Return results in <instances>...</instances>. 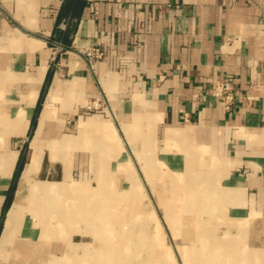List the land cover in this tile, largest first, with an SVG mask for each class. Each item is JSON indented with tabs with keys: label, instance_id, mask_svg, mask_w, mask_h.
Here are the masks:
<instances>
[{
	"label": "crops",
	"instance_id": "obj_1",
	"mask_svg": "<svg viewBox=\"0 0 264 264\" xmlns=\"http://www.w3.org/2000/svg\"><path fill=\"white\" fill-rule=\"evenodd\" d=\"M64 2L0 0V245L5 247L0 264H49L50 255L65 260L70 252L80 253L76 241L65 247L44 243L63 228L48 232L43 220L42 240L33 241L36 229L28 220L74 216L80 211L72 205L77 198L88 206L112 197L110 189L95 194L93 188L109 187L114 169L140 189L130 156L143 169V182L155 188L162 174L156 163L160 153L185 160L184 171L170 175L174 194L160 203L172 228L180 216L188 219L181 232L201 241L195 252H207L197 255V264H260L261 252L220 237L211 218L224 212L225 203L217 201L211 178L202 189L197 179L203 175L192 162L194 146L197 153H209L227 201L240 203L243 196V209L259 211L249 212L254 218L249 233L264 232L257 227L258 218L264 219V0H87L70 27L68 16L59 15ZM95 49L103 55L90 54ZM228 78L233 99L226 104L211 87ZM35 138L37 162L23 181ZM26 144V162L12 191ZM88 155L95 159L85 160ZM118 156L119 165L110 166ZM88 171H94L95 187ZM76 172L84 180H76ZM187 177L196 182L186 183ZM17 198L20 207L11 214ZM252 199L259 210L251 209ZM178 200H185L188 211L176 209ZM234 210L243 216L240 206ZM246 225L227 223L226 230L244 235ZM27 251L40 252V262ZM181 252L190 264L193 252Z\"/></svg>",
	"mask_w": 264,
	"mask_h": 264
},
{
	"label": "rangeland",
	"instance_id": "obj_2",
	"mask_svg": "<svg viewBox=\"0 0 264 264\" xmlns=\"http://www.w3.org/2000/svg\"><path fill=\"white\" fill-rule=\"evenodd\" d=\"M90 109L94 111L100 110L101 108L92 107ZM194 150H196V153H194L195 160L192 162V165L196 167V172L198 174H201V176L203 175L202 178L200 177L197 179H201L200 181L202 182V189L207 190L203 184L210 183L209 180L211 178V181L215 182L216 186L218 187H216L217 190L215 191L218 196L217 201H223L225 203H223L224 212L221 210L219 212L222 213H216L217 216L211 218L213 221H215L214 224L217 225V229L220 228V237L224 238L227 243L231 242V238L234 237L236 242L238 240L240 241L241 247L244 249H250L254 252H261L262 259L260 264H264V232L258 233L256 236H254L252 233H249V227L254 225V218L252 219L248 215H250L251 212H253L251 214L252 216H254L255 213L258 215L259 211H255L253 208L255 207L256 210H259L260 204H258L256 207V201L252 199L250 206L253 211H250V207L248 206L243 209V196L241 197L240 203L227 201V194H224V189L218 184L217 172L216 170L214 171L213 168L215 165V160L212 159V156L209 153H197V148L195 146ZM85 152L89 151H83L82 153ZM27 153L28 150L26 152V156ZM159 155L161 156V159H159L160 161L156 160L157 162H155L160 164L162 167V174L157 176L155 188L149 185L148 182H145L146 184L143 182L142 177H145L144 171L143 169H140V166L134 164V156H130V161L133 162L134 175L139 178V181L142 185L140 189H137V187L131 188L130 178H127L125 172L120 174L119 170L115 171L114 169L111 172L114 177L112 176L111 178L112 183H110V186H98L93 188L96 193L92 191L95 194H101L103 191L101 189H110L112 197H103L104 200H97L88 206H86V204L84 206L82 203H79L78 198L72 203L76 209L80 210L79 212L84 215H89V217L93 216V218H79L78 215H76L74 218L73 213H71L69 216L68 214H66V216L63 215L64 217H61V219L54 217H49L48 219H41L37 217L30 218L28 220V226H31L30 224H32V226H34L36 229V234L33 241L38 240L37 242H41L42 240L39 239L42 232L40 222L43 220L44 224L42 225H44V228L46 227V231L48 232L63 228L61 229L63 233L60 231L59 233L61 234L58 236H50L49 238L48 236H45L43 241L44 243L47 241L49 243L48 246H50V242H55L56 246L64 245V247L66 244H71L73 241L80 243V246L75 247L78 248L80 253L70 252L69 256H66L65 260L61 258L57 259L56 257L50 255L48 259L49 264H93L95 262H99L101 264H185L181 248L190 249L193 253L189 252V255H191L192 258V260L190 259L189 262L190 264H197L199 262L196 258L197 255L206 254L207 252H195L193 247H195V249H200V247H202L201 241H194L192 239L186 238L185 235L188 234L181 232L182 230H185L186 227L184 226V221L188 219L180 216L176 220L177 229L172 228L169 225V222L163 217L164 211H166L164 207L165 205L160 203V198H169L174 194L176 188L173 187L171 181L172 178L170 175L183 172V167H186L185 160H183L182 156L172 153H160ZM89 159L94 160L95 155H88L85 158L87 161ZM121 160L122 158L120 156L113 158L112 165L110 166L116 167L119 165ZM88 172L89 173H87L86 178L88 180L92 179V181L95 183L94 171ZM129 176H131L130 173ZM73 177L76 180H84L85 178L84 176L80 175L79 172H76ZM185 179H183L182 183H184ZM187 181L188 182L186 183H195L196 179L194 177H190ZM92 185L95 187L96 183L95 185ZM28 194H30V196L33 195L31 191H28ZM198 195L199 197L202 196L199 192ZM230 198H232V196ZM38 200L40 199L38 198ZM173 203L177 205L176 209L178 211H188V209H186L187 207L185 205V200H178L177 203L173 201ZM213 203L214 202L211 203L210 200L209 204ZM47 204L48 206H51L50 203L45 200V205ZM54 204L57 203L55 202ZM59 204L61 205V203ZM196 204V201H194V205ZM202 204H207V202H203ZM65 206L68 205L65 204ZM238 206L241 208V213L243 211V216L242 214L240 217L234 215V212L238 211L234 209H238ZM44 208L45 211L48 210L47 206H44ZM241 217L244 219H240ZM203 218L205 221L208 220L207 213H204ZM243 220L245 223H247L245 226L246 231L244 235H241V233H237L236 231L228 232L229 230H226L228 228L227 223L230 225L232 222L236 223V221ZM218 222L220 223L218 224ZM257 222L258 229L264 231V219L259 217ZM101 230L103 231V234H101ZM189 237L191 238V236ZM19 238V241L21 242L20 245L24 246L23 236H20ZM128 244H131V247ZM121 245L123 247L125 246V250L127 251L121 250L120 252ZM68 246L70 247V245ZM127 247L129 248L127 249ZM20 253L23 255V252ZM119 253L124 255L128 254L129 258H121L120 255L122 254ZM212 253L215 255L216 251H212L211 254ZM26 254L34 259L36 255L38 258L36 262H40V252L29 253V251H27ZM11 255L15 257L14 252ZM170 255L172 257L171 260L168 259L170 258ZM9 256L10 255H8V257ZM18 257H20V255ZM60 257L62 256L60 255ZM211 258H213V260L215 259L214 256ZM236 263L238 264V262Z\"/></svg>",
	"mask_w": 264,
	"mask_h": 264
},
{
	"label": "trees",
	"instance_id": "obj_3",
	"mask_svg": "<svg viewBox=\"0 0 264 264\" xmlns=\"http://www.w3.org/2000/svg\"><path fill=\"white\" fill-rule=\"evenodd\" d=\"M86 4H87V0H65L64 7L59 13L60 18H62L63 16L64 17L68 16V19H67V20H69L68 21V25H69L68 27H70L71 26V21L74 18H77L81 14V12H82V10H83V8H84V6ZM67 31L68 30L65 31L64 39H63V42L65 44H67V39H66ZM50 76H51V73L48 75V80H49ZM42 98H43V95H42ZM40 101H41V99H40ZM35 122L36 121H35V117H34V120L32 122V127L35 126ZM27 150H28V144H26V146L24 147V149L22 150V153L20 155V159H19L16 171L14 173V177H13V181H12V185H11V190L12 191L14 190V188L16 186V183L18 181V178L20 176L22 168H23V166H24V164L26 162V152H27ZM10 198H11V194H10V196H8V201H6V203H5L4 210H6L7 207L9 206V204H10V200L9 199ZM2 223H3V221L0 220V229L2 227Z\"/></svg>",
	"mask_w": 264,
	"mask_h": 264
},
{
	"label": "bare ground",
	"instance_id": "obj_4",
	"mask_svg": "<svg viewBox=\"0 0 264 264\" xmlns=\"http://www.w3.org/2000/svg\"><path fill=\"white\" fill-rule=\"evenodd\" d=\"M38 138H35L34 140H33V144H32V146H33V150H34V155H33V157H32V159H31V161H30V163L29 164H27V166H26V169H25V172H24V174H23V177H22V180L23 181H27L28 179H30V176H31V174L33 173V171H34V169H35V165H36V162H37V158H38V153L36 152V151H38L37 150V143H38ZM33 154V153H32ZM20 207V199L19 198H17L16 200H15V202H14V206H13V209H12V211H11V214H16V212H17V210H18V208ZM79 214V211H76V215H78ZM87 214H89V213H87ZM76 215H74V218H75V216ZM78 217L79 218H86V219H90V218H93V216L92 217H89V215H84V214H81V212H80V214L78 215ZM71 218V217H70ZM14 220V219H13ZM142 236V235H141ZM144 242V241H143ZM39 244V243H38ZM145 244V243H144ZM123 245V244H122ZM120 246V252H121V250H125V246L123 247V246ZM130 247H131V244H128ZM129 247H127V249H128ZM5 251V247L3 246V244H1L0 245V254H2L3 252ZM125 251H127V250H125ZM119 254H122V253H119ZM121 256V258H124V257H127V258H129L128 257V254L127 255H124V254H122V255H120ZM169 259V258H168ZM130 263V262H129ZM209 263V262H208Z\"/></svg>",
	"mask_w": 264,
	"mask_h": 264
},
{
	"label": "built area",
	"instance_id": "obj_5",
	"mask_svg": "<svg viewBox=\"0 0 264 264\" xmlns=\"http://www.w3.org/2000/svg\"><path fill=\"white\" fill-rule=\"evenodd\" d=\"M114 2H121L123 0H110ZM90 54H94L96 57H100L103 55V53L99 49H95L94 52H91ZM232 90V81L231 79H225V80H218L212 84L211 92L214 97L223 100L226 104H229V102L233 99V95L231 93Z\"/></svg>",
	"mask_w": 264,
	"mask_h": 264
}]
</instances>
